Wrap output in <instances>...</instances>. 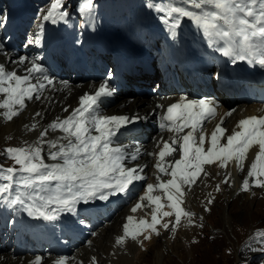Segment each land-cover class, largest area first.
<instances>
[{
	"label": "snow or ice",
	"instance_id": "obj_1",
	"mask_svg": "<svg viewBox=\"0 0 264 264\" xmlns=\"http://www.w3.org/2000/svg\"><path fill=\"white\" fill-rule=\"evenodd\" d=\"M90 7V4H85L78 8V11L83 13L86 8ZM62 8L61 0H55L43 19L45 21L64 19L69 14L67 11H62ZM184 18L201 29L205 37L214 42L210 46L223 56L229 57L233 63L247 60L248 63H258L264 67V0H186L185 4L171 6L162 20L164 23L171 21L170 27L178 28ZM3 50L4 45L0 41V52ZM27 59L25 56H20L17 60L9 57L11 63L18 64H24ZM25 72L23 76L18 75L15 69L6 70L5 64L0 63V94H6V97L0 101V109L6 110L4 115L8 120L19 115L25 107L26 100L41 99L37 93L45 85L32 83V79L37 74L42 75L49 84L52 83L38 61H32L31 66L26 68ZM114 91L115 89L107 83L102 84L94 95L85 93L81 96L79 106L72 109L69 116L63 120L57 118L50 123L48 128L40 133L35 145H29L27 148H6L5 152L9 158L20 167L0 169V172L6 173L3 179L7 181L0 184V198L4 194L12 195L13 181L17 172L27 174L22 178L21 186L25 189H32L27 196V199L33 201L26 207L28 215L52 221L57 218L58 212L72 211L78 203H89L95 198L107 200L119 194L127 195L135 186V182L144 180L142 173L147 165L128 166L129 161L138 160L141 149L117 143L122 130H126L128 125L139 118L133 119L123 115L106 116L99 112L100 98L110 97ZM64 111L67 112L68 108ZM231 111L234 110H230L229 114ZM214 113V103L206 98L168 106L163 120L170 123L161 124V127L176 133L183 132L185 128L191 130L182 137L173 138L171 143L168 141L163 143L155 167L159 173L170 175L171 179L164 182L160 181V177L157 176L156 185L146 184V191L139 199L147 200L149 204L142 205L138 202L131 209L132 212H136L142 207L154 205L151 212V224L141 219L136 229L130 231L133 217L128 216L127 222L123 225V235L116 238V244L124 243L128 237L135 241L140 226L151 227L159 235L156 226L161 224L160 218L169 217L173 213L161 211L164 207L161 203V196L152 195L157 189L163 191L169 202L167 206L174 210L176 225H179L182 216L189 217V223H193L191 217L195 213L181 207L184 196L183 188L195 182V178L203 170V165L219 161L220 167L223 168L228 162L235 160L242 170L241 162L245 159L246 153L251 146L258 145L259 151L255 161L251 164L248 176L257 175L258 164L260 174L264 175V117L253 116L240 120L238 122L240 130L228 135L224 144L220 141L227 130L217 125L210 137V147L205 152L203 145L206 137L202 126L205 121L214 116ZM35 115L39 116L40 113ZM35 127L36 125L33 124L31 130ZM198 128L201 134L197 144L193 133ZM49 130L53 132L59 130L63 135L55 140L44 141L43 138L48 135ZM60 141H67V143H60ZM40 143H47L50 148L56 149L48 153V158L55 163H45ZM177 145H179L181 158L176 160L174 165L166 167L165 158L177 150ZM144 154L154 155V153ZM169 167L171 171L168 170ZM224 182H228L227 177ZM257 186L264 187V184ZM248 187L249 182L246 178L243 181L242 190L247 191ZM219 188L220 186L217 185V191ZM213 199L208 200V204H211ZM37 201L40 203L37 204ZM8 203L23 206L25 199L17 192ZM53 204L56 207L50 208ZM205 211H210V209L205 206ZM162 227L167 230L169 223H163ZM175 230L173 226V231ZM144 238L149 239L150 237L145 236ZM39 261L40 258L37 257L36 264H39ZM55 264H64V259L57 260ZM92 264H97L95 257L92 258Z\"/></svg>",
	"mask_w": 264,
	"mask_h": 264
},
{
	"label": "bare ground",
	"instance_id": "obj_2",
	"mask_svg": "<svg viewBox=\"0 0 264 264\" xmlns=\"http://www.w3.org/2000/svg\"><path fill=\"white\" fill-rule=\"evenodd\" d=\"M138 1L142 4H148L151 2V0ZM164 1L173 2L174 0ZM121 24H123V21L115 24L116 28L120 27ZM5 53H7V55H5ZM20 56H25L28 58L24 64L11 63L9 60V57H11L12 60H17ZM31 62L32 60L27 56V54H23L21 51L16 54H12L4 49L2 52H0V63L5 64L6 70L11 71L15 69L17 74L21 76L26 74L25 69L31 66ZM43 68L49 79L52 80V83L49 84L47 80H44L43 76L40 74H37L32 79L33 84L43 83L45 85V87L40 89L37 93L41 96V99L37 100L33 98L26 100L25 107L20 111L19 115L13 117L12 120H8L6 115H4V113H6L5 109H0L1 137L5 140L7 138H11L14 144L18 145L19 147L23 145H35L38 142L40 133L47 129L50 123H52L57 118L63 120L69 116L72 109H75L79 106V98L81 96H83L85 93L94 95L95 91H97L102 84H105L102 80L84 82L78 78L74 81H71L70 79H72V76L66 73L64 70L57 74H51L48 72L46 67L43 66ZM59 74H62L63 77L59 78ZM152 78L153 77L151 75H142L140 78H135L133 76L131 77V81H150ZM159 78L162 87H159L158 90L156 88L149 90L146 83H143L139 88H143L145 91L147 90L145 93L142 92L140 94H135L132 90L128 89V87H125L120 92L115 93L116 91H114V93L107 99L98 101L99 112L103 115H123L133 119L139 118L135 120L144 121V125L141 130V142L134 141V137L130 136L122 145L139 147L141 149V154L139 155L138 160L129 161L128 166H135L136 164L147 165L142 173L145 179L135 182V184L140 185L142 189H145V191L146 184L151 183L156 185L158 183L157 176L160 177V181L164 182L171 179L170 175L159 173L158 169L155 167L158 161V153L163 148V143L165 141L171 143L173 138L178 136L182 137L191 130L189 128H185L183 132L176 133L174 131L170 132L166 129L163 131H158V129L154 126V122L157 124L160 123L164 115L163 112L171 104L187 103L204 98L214 103V116L210 120L205 121L202 126L203 133L206 137L205 143L203 145L205 152L210 147V137L217 125H220L227 130L224 138H222L220 141L221 144H224L226 143V137L228 135H232L234 131L240 130L238 128V122L240 120L253 116L258 118L264 117L263 86L236 84L227 91L228 94L221 95L220 92L215 90L214 93H216V96L201 97L199 96V92H204L207 95L212 91L214 84L211 83L212 88L209 90L205 88L204 84H201L200 81H196L193 82V85H197L193 92L194 94H192L191 97H188L189 95L185 92L186 89L191 88V85L188 82H185L180 76H178L176 79L178 80L179 84L184 86L183 91L180 89V87L175 88L169 84L168 81L163 79L162 75H160ZM5 97L6 94H0V101H2ZM241 99H243V102L239 103V100ZM103 103L104 107H101ZM143 104L144 106H142ZM65 108H68L67 112L64 111ZM230 110L234 111H231V114H229ZM36 113H40V115L36 116ZM134 123L128 125L126 130L128 131ZM33 124H35L36 127L34 130H31ZM200 134L201 130L199 128L193 133V135L196 137L197 144L199 142ZM62 135L63 133L59 130L55 132L49 130L48 135L43 139L44 141L55 140L57 137ZM60 143H67V141H60ZM39 146L43 149L42 156L44 157L45 163H55V161L53 162L48 158V153L49 151H55L56 149L50 148L47 143H40ZM258 151V145H253L250 147L249 151L246 153L245 159L241 162L242 170L241 167L237 166V162L235 160L228 162L223 168L220 167L219 161H216L210 165H203V170L195 178V182L191 183L190 186L185 185L183 188L184 196L182 198L183 202L181 207L186 211L195 213V215L191 217V221H193V223H189V217L182 216L179 225L174 223L176 228L175 231H173V227L170 225L169 228L165 230L162 227V224L167 223L168 217H162L160 218L161 224L156 226L157 231L160 234H162V232L170 231L171 234L179 235V238L182 240L187 235H190L191 228L193 226V234L196 233V236L199 239L198 242H200L203 225L201 223L196 224L195 220L198 219L199 216H206L208 212H211L212 205L208 204V200L213 199L214 197L213 202H217L219 197H217V195H219L220 191L234 194L236 190V192L240 190L241 186L239 185L237 178L241 176V173H246L245 179H248L249 185L252 188L251 193L253 195L250 202L248 199H243L241 203L242 208L240 207L243 210L241 212V219L262 224L264 222V191L261 195H257V190H255L257 185L264 184V175L260 174L259 164L257 168V175L252 177L248 176V173L251 169V164L255 161ZM144 153H154L156 155H147ZM180 158L181 152L179 150V145H177V150L174 151L172 155L165 158L164 165L166 167L168 165H174L175 161ZM168 170L171 171V168L169 167ZM206 173L208 175H205ZM225 177L228 178L227 183L224 182ZM224 183L228 185L227 188L224 186ZM217 185L220 186L219 191H217ZM263 188L264 187H262V189ZM152 195L161 196V203L164 205L161 211L172 212V216H175L174 210L167 206L169 202L167 201L163 191L157 189L152 193ZM134 197L135 195H133L131 199H129L128 202L114 215H111L110 217H105L102 215L97 216L93 222V227H91V222H86L85 226L87 237L85 239H81L79 242H76L74 246H69L67 248V253L64 255L55 256L50 253L43 254L34 249L27 248L16 251L14 244L10 247H7L5 245L7 239H1L0 237V264H36L37 257L40 258L39 264H55V262L61 258L64 259V264H92L93 257L96 258L97 264H146L144 255L147 252L145 253V251H149L151 246L153 247L154 244L151 243V239H145L144 236L147 232H152V234L157 236L151 227L140 226V230L135 241L128 237L125 239L124 243L116 244V238L123 235V225L127 222L126 218L128 216L133 217V224L130 225V231L136 229V225L141 219L147 220L148 223L151 224V212L152 208L155 206L149 205L147 207L138 209L136 212H132L131 209L138 202L142 203V205L149 204L147 200L141 201L139 199L141 196L135 200H132ZM251 204L253 205L254 210H252V212L254 211V214L247 211V208ZM205 206H207L210 211H205ZM100 218L102 219V222H100ZM221 221V224H229L231 227L230 222L232 220H230L229 214H222ZM220 228H222L221 225L220 227L211 230L217 231ZM258 231L259 229L256 232ZM211 238L212 242H218L221 240L219 234H212ZM261 242L263 244H261ZM245 244H247L250 249L253 248L251 251L264 250L263 237H258L256 238V241L251 240ZM180 245L181 246L176 245L174 248L167 247L166 251L171 250L172 253L176 255V258L181 261L183 255L177 253V248H181V251L184 253L189 252L185 250L187 247L190 248L191 246L183 245L182 242ZM222 248L224 253L226 247L224 248L222 246ZM160 251V254L158 251L155 252L153 256V262L157 264H165L164 261H161L160 259L162 254H164V251L162 252V249H160ZM102 253L105 255V260L100 258ZM164 260L165 262L167 260H172L169 253L168 257Z\"/></svg>",
	"mask_w": 264,
	"mask_h": 264
},
{
	"label": "rangeland",
	"instance_id": "obj_3",
	"mask_svg": "<svg viewBox=\"0 0 264 264\" xmlns=\"http://www.w3.org/2000/svg\"><path fill=\"white\" fill-rule=\"evenodd\" d=\"M182 3L185 4L186 0H176L175 2L176 5H182ZM154 76L155 77L152 78L153 81L142 80L140 81V83L136 84L137 87L139 88L141 84L146 83L149 90L152 88H155L156 87L155 84L159 83L160 75H157V73H155ZM58 77L62 78L63 75L59 74ZM129 80L130 82H132L131 78L127 79L126 83H127L128 88H129ZM139 89H142L143 93L147 91V90L145 91L143 88H139ZM132 90L138 92L135 94H139L141 91L135 88H132ZM215 90L216 89H214V91ZM115 93H117V91ZM242 102H243V99L239 100V103H242ZM142 106H144V104ZM101 107H104V103L101 105ZM143 125H144V121L135 120V123L127 131L128 133H125L122 136V138H120L117 141V143L124 144L125 140L130 136L134 137V141L141 142V135H142L141 130H142ZM12 142L13 140L11 138H7L6 140L2 139L1 134H0V164L4 165L5 167L19 168L20 166L17 165L13 159L9 158L8 154L5 152L6 148L15 147V146L19 147L18 145L14 144V142L13 143ZM28 146L29 145H25V146L23 145L20 147L27 148ZM245 175L246 173H241V176L237 178V181L239 182V185L241 186L238 192H236L237 191L236 190L234 194H231V193L220 191L219 195H217V197L219 196L218 201L211 203L212 205L211 212H208L206 216H199V218L195 220L196 224L201 223L203 225L202 235L200 236V242H198L199 239L197 238L196 233L193 234V231H194L193 226L191 228L190 235H187L182 240L179 238V235L171 234L170 231L162 232V234L159 233V235L157 236L152 234V232H147L145 236L150 237L149 239H151V243L154 244V246L153 247L151 246L149 251L148 250L145 251V253L147 252L144 255L145 263L146 264H157L153 262L154 260L153 256L156 251H158L160 254L161 253L160 249H162V252L164 251V254H162L160 259L161 261H164L165 264L166 263L167 264H264V250L251 251L253 248L250 249L248 245L245 244L246 242L251 241V240L256 241V238L258 237L264 238V222L262 224H257L250 220L241 219V212L243 211L241 209L242 208L241 203L243 199H248L250 202L253 197L251 193L252 188L250 185L247 191L242 190V185H243V181L245 180ZM224 186H226V188L228 187V185L225 183H224ZM255 190H257V195H261L264 191V188L262 189L261 186H257ZM141 191L137 192L135 194L136 198L134 197L132 200H135L139 198L140 196H143L145 189H142ZM252 210L254 209H253V205L251 204L247 208V211L252 212ZM224 213L229 214V218L230 220H232L230 222L231 227L229 226V224L227 225L221 224L222 222L221 216ZM100 222H102L101 218H100ZM167 223H169V225L173 227L175 223V216H172V215L169 216L167 218ZM220 225L222 226V228L218 229L217 231L211 230V229L220 227ZM258 229L259 231L256 232ZM212 234H219L221 237V240H219L218 242H212V238H211ZM151 236L152 237L154 236V237L152 238ZM181 242L183 243V245H189L191 247L190 248L187 247L185 251H189V252H184V253L181 251V248H177L176 250L177 253L183 255V258L180 261L176 258V255L173 254L171 250H168V251L166 250H167V247L174 248L176 245L181 246L180 245ZM261 244L263 243L261 242ZM222 246L224 248L226 247L224 250V253L222 251L223 249ZM246 247H248L250 251ZM168 253L170 254V258L172 260L171 261L167 260L165 262L164 259L168 257ZM100 258L105 260V255H103L102 253L100 255Z\"/></svg>",
	"mask_w": 264,
	"mask_h": 264
}]
</instances>
